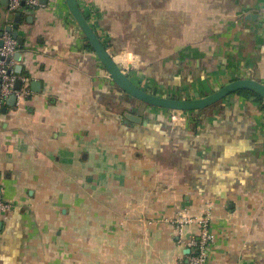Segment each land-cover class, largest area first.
Returning a JSON list of instances; mask_svg holds the SVG:
<instances>
[{
    "label": "crops",
    "instance_id": "obj_1",
    "mask_svg": "<svg viewBox=\"0 0 264 264\" xmlns=\"http://www.w3.org/2000/svg\"><path fill=\"white\" fill-rule=\"evenodd\" d=\"M262 3L78 0L131 81L175 99L264 83ZM6 5L0 32L17 26L21 57L11 62L28 94L0 105V200L11 207L0 215V264H179L177 211L211 213L209 264H264L262 104L226 98L174 125L171 111L111 82L64 0L24 8L19 24Z\"/></svg>",
    "mask_w": 264,
    "mask_h": 264
},
{
    "label": "water",
    "instance_id": "obj_2",
    "mask_svg": "<svg viewBox=\"0 0 264 264\" xmlns=\"http://www.w3.org/2000/svg\"><path fill=\"white\" fill-rule=\"evenodd\" d=\"M5 2H7V0H5ZM41 2L43 4H46L47 0H41ZM64 3L66 5L70 17L77 25L86 42L89 44L91 50L94 52L102 68L110 78L111 82L128 97L150 107L174 112L205 111L222 103L227 97L241 90L251 91L257 94L259 97H261L264 103V83L254 78H243L233 80L223 85L211 94H208L198 99L166 98L146 92L145 90L141 89L138 85H136L133 81H131V79L122 71L121 67L114 61L109 51L102 44L95 31L84 17L78 5V0H64ZM8 21L13 22L15 24H19L20 12L10 14L8 16ZM5 31L11 33L12 37L17 40L18 46H21V41L18 38V31L16 25L7 26ZM1 35L2 33L0 32V36ZM1 46L2 41L0 40V47ZM20 57L21 55L19 52L15 53V55L13 56L16 61H20ZM17 73H20V69ZM21 86V81L17 80L15 83V89L20 90ZM30 86L37 87L38 83L32 82ZM15 103L16 97L14 95H11L6 99L7 106H14ZM0 111L2 113H5L6 107L0 108ZM125 117L133 123L139 124L142 121L139 117L130 114H126Z\"/></svg>",
    "mask_w": 264,
    "mask_h": 264
},
{
    "label": "built area",
    "instance_id": "obj_3",
    "mask_svg": "<svg viewBox=\"0 0 264 264\" xmlns=\"http://www.w3.org/2000/svg\"><path fill=\"white\" fill-rule=\"evenodd\" d=\"M42 7L41 0H7V5L4 8V15L20 12L24 8L35 9ZM259 28L262 37L261 50L264 54V0L259 9ZM0 40V105L11 95L16 97V100H21L28 94V89L23 86L26 80L17 75L13 70L11 59L17 52V41L12 37L11 33L3 30ZM17 80L21 81V89H15ZM182 112L171 111L175 115ZM11 207L8 203L0 200V215L10 212ZM174 229V236L177 244L187 252L182 255L179 264H209V250L215 242V236L211 230V213L206 211L201 216H189L184 211H177L176 214L169 220ZM195 226L196 231L193 236L188 239L183 237L185 229L189 226Z\"/></svg>",
    "mask_w": 264,
    "mask_h": 264
},
{
    "label": "trees",
    "instance_id": "obj_4",
    "mask_svg": "<svg viewBox=\"0 0 264 264\" xmlns=\"http://www.w3.org/2000/svg\"><path fill=\"white\" fill-rule=\"evenodd\" d=\"M86 43H87V42H86ZM86 47H87L88 49L91 50V48H90V46H89L88 43L86 44ZM236 96H237V97H241V99H242L243 101H245V102H244L245 105H248V102L250 101V102H253V104H256V105H257V104H262L260 107H261V108H264V103H263L261 97H259L257 94H255V93H253V92H251V91L241 90V91H238V92L234 93L233 95H231V96H229V97H227V98H228V99H231V98L236 97ZM140 104H141V105H145V104H142V103H140ZM145 106H148V105H145ZM216 106H218V105H216ZM216 106H214V107H216ZM148 107H150V106H148ZM203 112H204V111H198V112H196V113H197L198 115H201ZM155 118H157V121L160 122V123H162L161 120L164 119L163 116H156ZM169 121H170V120H169ZM170 124L173 125L171 121H170ZM168 125H169V124H168ZM165 128H166V127L163 125L162 128H161L162 132L165 130ZM175 129H176L177 131H179V133H180V130H181L180 127L176 126Z\"/></svg>",
    "mask_w": 264,
    "mask_h": 264
},
{
    "label": "rangeland",
    "instance_id": "obj_5",
    "mask_svg": "<svg viewBox=\"0 0 264 264\" xmlns=\"http://www.w3.org/2000/svg\"><path fill=\"white\" fill-rule=\"evenodd\" d=\"M154 89V86H152L149 90L150 91H146V92H149V93H151V94H157V93H152L153 90ZM156 91V90H155ZM154 91V92H155ZM158 96H161V97H166V98H170V97H173V96H171L170 94H166V93H159V94H157ZM163 111H166V113H167V111L168 110H163ZM210 112V110L209 111H207V113H209ZM182 113H184V112H182ZM182 113H178V114H175V115H173V114H170V112H169V114H167L168 115V118L169 119H171V121L173 122V124L174 125H185L186 124V121H187V119H186V116H187V114H182ZM191 113V112H190ZM191 115V114H190Z\"/></svg>",
    "mask_w": 264,
    "mask_h": 264
}]
</instances>
